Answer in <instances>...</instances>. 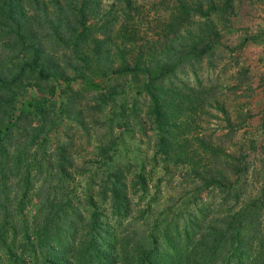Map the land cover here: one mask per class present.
<instances>
[{
    "label": "trees",
    "instance_id": "1",
    "mask_svg": "<svg viewBox=\"0 0 264 264\" xmlns=\"http://www.w3.org/2000/svg\"><path fill=\"white\" fill-rule=\"evenodd\" d=\"M100 2L0 0V264H264V146L255 159L251 140L232 142L221 86L199 74L221 58L233 0H158L147 38L132 0L102 14ZM211 109L225 125L216 136L201 130ZM92 127L77 194L74 129ZM132 128L151 132L153 168L183 175L142 232L134 220L154 208L129 217L131 166L129 186L148 194L143 159L121 157Z\"/></svg>",
    "mask_w": 264,
    "mask_h": 264
},
{
    "label": "rangeland",
    "instance_id": "2",
    "mask_svg": "<svg viewBox=\"0 0 264 264\" xmlns=\"http://www.w3.org/2000/svg\"><path fill=\"white\" fill-rule=\"evenodd\" d=\"M114 1L101 0L98 5V12L102 14L103 11H107ZM157 2L158 0H132L138 14L132 13L133 19L130 23H133L137 28L138 37L144 36L142 33L145 32L147 38L157 30L154 29V24L157 25V15L161 14L162 9L166 6L165 3L162 5ZM233 6L234 13L230 17V29L227 31L221 29V42L224 45L221 48V58L214 68H209L204 63L199 74L204 82L212 81L221 86V89L216 93V100L223 104L231 117L234 131L232 142L242 143L245 150L248 141L251 140L253 142L251 148L254 151H250L249 155L256 159V153L261 146H264V127H260L261 115L264 112V42L258 39L257 42L247 41L242 46L239 43L244 36L264 31V0H233ZM94 21L99 22V19L90 16L88 22ZM240 68H244L245 73L240 74L239 79H237ZM245 110L248 117L245 119V124L241 125L235 116L237 113L245 112ZM209 112L211 115L206 118L201 130L206 134L211 133L216 136L225 131L223 118L215 109H211ZM74 130L73 148L71 149L74 168L72 174L74 176L73 184H77L75 188L78 194L81 192L79 188L83 186L85 177L83 175L95 161L93 152L98 131H95L93 127L88 128L86 133L82 132L81 129ZM127 136L125 137V145L121 149V157L127 156V159L132 162L137 154L138 158L143 159L148 186V194L139 199V192L135 193L129 186L135 173V168L131 166L125 178L131 204L129 217L135 218L137 209L145 208L148 203L150 207L154 208L153 213H146L144 218L134 220L132 228H137L142 232L150 227L152 216L157 212V209L167 203L171 196L176 197L179 193V185H183V175L180 171L163 170L160 166L152 167L149 161L152 153V137L149 130H145L143 134L138 129L132 128ZM226 145L229 150H233V145L229 143ZM151 167L153 172H150ZM155 192L157 200L151 202L150 196L155 195Z\"/></svg>",
    "mask_w": 264,
    "mask_h": 264
}]
</instances>
